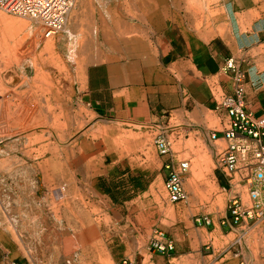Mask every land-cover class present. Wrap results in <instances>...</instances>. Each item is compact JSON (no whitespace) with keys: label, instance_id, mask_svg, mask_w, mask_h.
<instances>
[{"label":"rangeland","instance_id":"rangeland-1","mask_svg":"<svg viewBox=\"0 0 264 264\" xmlns=\"http://www.w3.org/2000/svg\"><path fill=\"white\" fill-rule=\"evenodd\" d=\"M0 16L8 22L4 25L0 17V248L9 262L154 264L148 242L157 229L174 243V251L164 256V262L196 264L199 253H207V246L217 250L239 237L230 234L220 241L212 239L196 221L224 218L235 193L243 207L252 205L244 181L235 176L239 184L229 192L217 179L226 181L215 168L214 156L216 148L226 145L218 140L219 134L216 140L211 138L214 131L222 130L219 123L225 118L221 113L185 101L182 110L161 112L152 123L133 125L95 116L82 94L88 65L135 57L145 49L157 56L160 48L141 47L159 46L171 37L208 40L227 36L234 29L245 32L264 21V0H74L62 29L46 38L31 20L2 11ZM17 23L31 25L34 34ZM210 87L218 100L221 92L212 83ZM49 101L53 116L27 114V105L34 103L36 109ZM65 105L69 118L60 111ZM50 115L53 122L45 126ZM42 133L44 141L33 142ZM157 136L169 141V154H158ZM47 141L55 146L52 153L56 156L49 152L27 156L28 150ZM72 157L84 169L69 171L64 158ZM47 159L48 166L57 167L65 180L75 183L64 200L57 188L29 191V180L34 179L31 165ZM170 159L189 162L184 202L167 201L164 166ZM79 211L101 233V244L95 246L99 250H87L84 256L80 229L72 215ZM262 239L264 244V235ZM249 264H264V258L255 256Z\"/></svg>","mask_w":264,"mask_h":264},{"label":"crops","instance_id":"crops-1","mask_svg":"<svg viewBox=\"0 0 264 264\" xmlns=\"http://www.w3.org/2000/svg\"><path fill=\"white\" fill-rule=\"evenodd\" d=\"M141 48L160 49L157 56L145 49L135 57L87 66L82 98L95 116L143 125L155 121L161 112L182 110L185 101L197 108L216 111L210 83L221 94H230L234 87L233 73L237 70L244 75L249 111L257 119L264 116V21L252 24L245 32L234 29L227 36L208 40L171 37L162 45ZM115 50L120 52V48ZM229 60L234 63V70L226 69ZM217 179L225 186L223 190L228 187L232 191L226 181ZM259 201L262 217L251 213L234 223L228 214L205 226L202 230L218 241L230 234L239 237L217 250L207 246V253H199L196 264H249L255 256L264 258V186L259 189ZM150 257L154 264H169L170 259L164 262V256L150 253ZM8 263L9 257L0 248V264Z\"/></svg>","mask_w":264,"mask_h":264},{"label":"built area","instance_id":"built-area-1","mask_svg":"<svg viewBox=\"0 0 264 264\" xmlns=\"http://www.w3.org/2000/svg\"><path fill=\"white\" fill-rule=\"evenodd\" d=\"M73 2L74 0H0V11L35 22L46 38L62 29ZM226 69H235L232 60L227 62ZM243 80V73L235 71L232 93L221 94L218 100H215L216 111L224 114L226 120L219 123L222 130L211 134V138L215 140L219 134L218 140H222L226 145L221 150L216 148L214 156L215 168L222 173L229 188L234 189L239 184L234 182L235 176L244 181L246 187L250 186V208L243 207L237 193L229 201L228 211L234 223L243 216H250L251 213L256 217L263 216L259 189L264 186V116L257 119L249 111ZM154 143L159 155L170 153V143L166 138L157 136ZM164 169L167 171L164 180L167 201L171 204L186 201L184 176L189 171V162H174L170 159ZM196 221L203 226L211 223L207 218ZM148 249L161 256H168L174 251V243L164 232L155 229L149 239ZM123 264L133 263L125 261Z\"/></svg>","mask_w":264,"mask_h":264},{"label":"bare ground","instance_id":"bare-ground-1","mask_svg":"<svg viewBox=\"0 0 264 264\" xmlns=\"http://www.w3.org/2000/svg\"><path fill=\"white\" fill-rule=\"evenodd\" d=\"M72 15H74V11L73 12H71V17H72ZM1 18H2V16H0ZM5 17V16H4ZM6 18V17H5ZM4 18V19H5ZM3 19V18H2ZM4 19L3 20H1V21H4ZM6 21V20H5ZM5 21H4V25L5 24H7V23H5ZM10 22H12L13 21V19L12 20H9ZM3 23V22H2ZM13 23V22H12ZM18 23H19V21H18ZM17 23V25H21V24H18ZM12 25H14V23L12 24ZM16 25V26H17ZM23 25V26H22ZM21 26H22V28L24 27V28H27V32H28V34H30V35H32V34H34L33 33V27L31 26V25H29V24H25V23H23ZM6 26H8V24L6 25ZM10 26H11V23H10ZM64 26V25H63ZM4 27V26H3ZM14 27V26H13ZM104 27V26H103ZM102 27V28H103ZM21 28V27H20ZM6 29H8L9 30V28H6ZM13 29V28H12ZM7 31V30H6ZM37 31V30H36ZM36 31H34V32H36ZM69 31V30H68ZM10 33V32H9ZM38 33V32H37ZM146 33V32H145ZM120 34H122V33H120ZM119 34V35H120ZM220 34V33H219ZM144 36V35H143ZM37 37V36H36ZM126 37H127V35H126ZM33 40V39H32ZM91 40H89L88 42H90ZM133 41V40H132ZM141 41V40H140ZM32 42H34V41H32ZM49 42L50 41H48L46 44H45V46L46 45H49ZM80 42H81V40H80ZM92 42H94V41H92ZM77 43V42H76ZM91 43V42H90ZM131 43V42H130ZM134 43H135V41H134ZM79 44V43H78ZM77 44V45H78ZM84 44H86V43H84ZM94 45V44H93ZM130 45V44H129ZM146 45V44H145ZM87 46V45H86ZM92 46V45H91ZM82 47H84V46H82ZM87 48V47H86ZM47 49H50V48H47ZM81 49V48H80ZM45 50V49H44ZM29 51V50H28ZM32 51V50H31ZM41 51V50H40ZM39 51V52H40ZM30 52V51H29ZM148 54V53H147ZM39 56V55H38ZM71 56V55H70ZM40 58H41V56H39ZM72 57V56H71ZM24 58V57H23ZM32 58V57H31ZM143 58V57H142ZM69 59H70V57H69ZM33 61H35V59H33ZM33 65H34V63H33ZM35 67V66H34ZM36 68V67H35ZM36 70V69H35ZM146 70V69H145ZM150 71V70H149ZM161 74V73H160ZM160 76V75H159ZM156 77V76H155ZM163 78V77H162ZM54 88V87H53ZM52 91V90H51ZM58 93V92H57ZM45 94V93H44ZM50 97V96H49ZM48 98V97H47ZM48 99H50V98H48ZM28 102V101H27ZM47 102H48V100H47ZM58 102V101H57ZM56 102V103H57ZM62 102V101H61ZM26 103V102H25ZM30 103V102H29ZM52 103L49 101V103H47V105L46 106H40V107H38L37 106V108L35 109V104L34 103H32V104H30V105H27L29 108H27V111H29V112H27V114H29V115H31V116H37V117H41V118H47V115L48 114H51L52 115V113H51V107H50V105H51ZM37 105V104H36ZM56 105V104H55ZM60 105V104H59ZM62 105V104H61ZM67 105V104H66ZM63 106V108H61L60 107V111H63V112H65L66 113V116L69 118V112L70 111H68L69 110V108L67 107V106ZM24 112V111H23ZM47 114V115H46ZM22 115V114H21ZM20 115V116H21ZM50 115V116H51ZM53 116V115H52ZM50 117L48 120L46 119L45 120V126H49V123L52 121L53 122V117ZM12 117V116H11ZM34 120V119H33ZM32 120V121H33ZM55 120V119H54ZM30 121V120H29ZM56 121V120H55ZM19 122V121H18ZM21 122V121H20ZM20 122L18 123V125H20ZM42 122V121H41ZM15 123V122H14ZM43 123V122H42ZM41 123V124H42ZM57 123V122H56ZM69 123V122H68ZM17 124V123H16ZM31 124H32V122H31ZM51 124V123H50ZM53 124V123H52ZM61 124V123H60ZM63 124V123H62ZM65 124V123H64ZM79 125V124H78ZM24 126V125H23ZM29 126V125H28ZM40 126V125H39ZM70 126V125H69ZM25 127H26V125H25ZM62 127V126H61ZM71 127V126H70ZM32 128V127H31ZM75 128V127H74ZM55 130V129H54ZM59 130H61V129H59ZM45 131H47V130H45ZM41 132H42V130H41ZM26 134V133H25ZM58 134H60V133H58ZM66 134V133H65ZM43 133L39 136L38 135V137L36 136L35 138H33L34 140H33V142H36L37 143V141L39 140V141H42L43 140ZM50 135V134H49ZM70 136V135H69ZM25 137V136H24ZM32 139V138H31ZM47 139V138H46ZM60 139V138H59ZM67 139V138H66ZM62 141H63V139H61ZM44 141V140H43ZM65 142V141H64ZM28 143H29V141H28ZM66 143V142H65ZM57 146V145H56ZM54 145L53 144H50V141L48 142L47 141V143L46 144H41L39 147H38V149H31V150H28L27 151V156L28 157H30L31 158V154L34 152V153H36L37 155H42V154H45V152L46 153H48L49 152V154L51 153V155L52 156H56V155H54L52 152L54 151ZM11 149V148H10ZM63 151V150H62ZM61 152V151H60ZM4 153V152H3ZM64 153V152H63ZM65 153H67V152H65ZM6 154V153H5ZM15 156V155H14ZM13 156V157H14ZM12 157V159L10 160V162L13 164V162H14V159L15 158H13ZM35 157V156H34ZM33 157V158H34ZM68 157V156H67ZM9 158H11V157H6V160H8ZM51 159H52V157H50ZM199 158V157H198ZM44 159V158H43ZM65 159V164L67 165V167L69 168V171H76V167H81L82 169H84V167H85V165H83L82 163H81V161H78V159H76V158H74V157H72L71 158V160H68L67 158H64ZM200 159V158H199ZM201 160V159H200ZM202 161H204V157H203V159H202ZM5 162V161H4ZM198 162V161H197ZM6 163V162H5ZM8 163V162H7ZM6 163V164H7ZM63 163H64V161H63ZM68 163V164H67ZM203 163V162H202ZM5 164V165H6ZM11 164V165H12ZM50 164V160L49 159H47V160H42V161H40V162H35V163H33V165H31V168H32V170L34 171V179H30L29 180V185H30V190L29 191H32V192H35V193H37L38 191H40L41 189H45V190H48L49 191V189L50 188H57V189H59V190H61L62 191V193H63V196L60 198V199H63V198H65V196H66V194L68 193V189L69 188H71V186L73 187L74 186V182H72V180H70V181H68V180H65V178H64V173L60 170V169H58L57 167H54V166H48ZM62 164V163H61ZM195 164H197V163H194V165ZM8 165V164H7ZM196 166V165H195ZM194 166V167H195ZM12 168V167H11ZM61 168V167H60ZM200 168V167H199ZM198 168V169H199ZM192 169H194V168H192ZM196 169V168H195ZM13 171V170H12ZM194 172V171H193ZM195 172H196V170H195ZM199 172H201V171H199ZM11 173V172H10ZM9 173V174H10ZM12 175V174H11ZM198 176V175H197ZM72 179V178H71ZM193 182V181H192ZM72 189V188H71ZM73 190V189H72ZM74 190H76V189H74ZM80 192V191H79ZM30 194V193H29ZM51 194V193H50ZM42 195V194H41ZM76 195V194H75ZM74 197V196H73ZM82 197V196H81ZM67 198V197H66ZM29 199V198H28ZM41 199V198H40ZM64 200V199H63ZM62 200V201H63ZM66 200V199H65ZM81 200H83L82 198H81ZM43 201V200H42ZM219 201H220V199H219ZM55 202V201H54ZM83 202V201H82ZM61 203L62 202H60V205H61ZM64 205H66V201L64 202ZM84 205V204H83ZM85 206V205H84ZM83 206V207H84ZM74 207V206H73ZM45 208H46V206H45ZM76 208V207H75ZM52 209V208H51ZM55 209V208H54ZM71 209V208H70ZM72 210V209H71ZM86 210V209H85ZM73 211V210H72ZM56 212V211H55ZM71 212V211H70ZM72 215H73V218L76 220V223H75V226L77 227V228H79L80 230H79V237H80V239H81V243H80V253H81V256H84L85 254H86V252H87V250L88 251H97V250H99V248H96L95 249V246H100V244H101V241H100V234L101 233H99V231H98V228H96V227H94L93 225H91V224H89V221L91 220V219H89L87 216H85L84 215V213H82V211H79V213H75V214H73L72 213ZM59 216V215H58ZM25 217V216H24ZM27 217V216H26ZM42 217V216H41ZM22 220H24V219H22ZM43 221V220H42ZM67 221V220H66ZM65 221V222H66ZM92 221H94V220H92ZM64 222V223H65ZM95 223V222H94ZM67 224V223H66ZM95 225H96V223H95ZM61 226V225H60ZM62 227V226H61ZM66 228H67V226H66ZM106 234V233H105ZM77 236V235H76ZM104 237V236H103ZM101 254V253H100ZM97 255V254H96ZM89 264V263H88Z\"/></svg>","mask_w":264,"mask_h":264},{"label":"trees","instance_id":"trees-1","mask_svg":"<svg viewBox=\"0 0 264 264\" xmlns=\"http://www.w3.org/2000/svg\"><path fill=\"white\" fill-rule=\"evenodd\" d=\"M221 187H225L222 183H219Z\"/></svg>","mask_w":264,"mask_h":264}]
</instances>
